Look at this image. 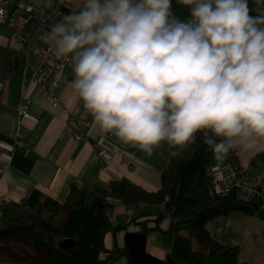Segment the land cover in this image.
Wrapping results in <instances>:
<instances>
[{
  "label": "clouds",
  "instance_id": "clouds-1",
  "mask_svg": "<svg viewBox=\"0 0 264 264\" xmlns=\"http://www.w3.org/2000/svg\"><path fill=\"white\" fill-rule=\"evenodd\" d=\"M83 0L51 26L94 121L148 153L202 134L216 153L264 137V6L249 0Z\"/></svg>",
  "mask_w": 264,
  "mask_h": 264
},
{
  "label": "crops",
  "instance_id": "crops-1",
  "mask_svg": "<svg viewBox=\"0 0 264 264\" xmlns=\"http://www.w3.org/2000/svg\"><path fill=\"white\" fill-rule=\"evenodd\" d=\"M51 5L52 2L48 6ZM82 5L83 0H69L62 15L46 25L42 44L54 46L49 38L51 26L63 16L78 12ZM171 13L180 21L190 20V8L181 5L179 0H171ZM37 27V21L31 19L25 32L33 33ZM10 32L7 23H0V81L3 83L0 89V195L5 196L0 205V219L11 215L15 206L22 204L34 190L63 202L72 183L88 185L95 190L108 187L113 180L125 179L141 186L146 194L158 190L164 169L183 146L161 142L149 155L137 145L123 142L114 132L102 129L71 84L74 79L71 57L67 58L64 71L57 77L59 104L49 103L44 98L43 85L33 80V63L15 44ZM61 108L68 110L71 119L63 117ZM77 123H80L79 127ZM98 147L112 153L104 163ZM232 149L236 155L228 159L221 157L236 167H248L252 175L260 176L262 203L252 213L230 210L216 215L208 219L205 226L222 244L238 247L241 262L264 264V137H252L245 144H234ZM92 199L89 192L88 203ZM161 211V207L150 209L117 204L111 219L115 228L126 226V229L107 233L106 247H122L125 233L139 230L132 222L134 219L136 222L154 220ZM171 222L170 216H166L158 230H149L147 252L164 258L166 250H172L178 264H187L186 251L176 245V242L183 243L173 241L164 233ZM192 248L198 250L195 245ZM217 262L222 264V261ZM108 264H127V260L115 258Z\"/></svg>",
  "mask_w": 264,
  "mask_h": 264
},
{
  "label": "trees",
  "instance_id": "trees-1",
  "mask_svg": "<svg viewBox=\"0 0 264 264\" xmlns=\"http://www.w3.org/2000/svg\"><path fill=\"white\" fill-rule=\"evenodd\" d=\"M249 6L250 15H256L264 0H249ZM201 136L197 134L172 157L161 175L160 188L149 194L125 179L113 180L108 187L95 190L72 183L63 202L32 191L11 215L0 219V264H108L121 257L126 258L127 264H178L172 250H166L165 257L159 258L146 249L149 230H158L166 216L172 222L164 233L185 245L187 264H209L203 263L199 250L225 258L228 264H247L239 260L238 247L226 246L213 238L205 223L230 210L252 213L261 205V198L242 200L231 192L211 199L204 194L207 168L216 152L203 143ZM218 154L228 159L230 150ZM89 192L93 195L91 203L87 201ZM117 204L161 207L162 211L154 220L134 219L139 230L127 231L122 247L108 249L104 243L106 234L126 229L115 228L111 219ZM184 232L185 238L181 237ZM65 238H73L75 243L60 248L58 242ZM192 245L198 250H193Z\"/></svg>",
  "mask_w": 264,
  "mask_h": 264
},
{
  "label": "built area",
  "instance_id": "built-area-1",
  "mask_svg": "<svg viewBox=\"0 0 264 264\" xmlns=\"http://www.w3.org/2000/svg\"><path fill=\"white\" fill-rule=\"evenodd\" d=\"M69 0H2L0 2V23L10 26V36L18 48L28 56L34 65V81L43 85L44 98L53 105L59 104L57 96V77L65 69L67 58H59L54 53V46L43 45L46 25L62 15V9ZM52 2L51 6H48ZM31 19L38 23L33 33L25 32V26ZM3 83L0 81V89ZM27 107L28 103L25 102ZM64 118H69V112L62 108ZM78 127L80 123H77ZM101 162L104 163L109 153L106 149L98 147ZM236 155L234 149L230 156ZM208 183L206 194L209 198L225 197L234 192L239 199L251 200L261 196L260 176L250 173L248 167H236L230 160L223 159L219 154L207 169ZM262 198V196H261ZM5 196L0 195V204ZM169 253L170 250L167 249Z\"/></svg>",
  "mask_w": 264,
  "mask_h": 264
},
{
  "label": "rangeland",
  "instance_id": "rangeland-1",
  "mask_svg": "<svg viewBox=\"0 0 264 264\" xmlns=\"http://www.w3.org/2000/svg\"><path fill=\"white\" fill-rule=\"evenodd\" d=\"M210 166V165H209ZM208 169V168H207ZM262 194V193H261ZM263 195V194H262ZM261 195V196H262ZM261 196H259L258 197V199H260L261 198ZM1 205V204H0ZM181 237H183V236H181ZM183 238H185V237H183ZM176 245H180L182 248H183V250H184V252L186 251V248H185V246H183V244H181V243H179V242H176ZM199 253H201L203 256H204V259H203V263H205V262H208V263H210V264H221V262H217V261H222V264L224 263V264H228V262L226 261V259L225 258H220V257H218V256H208L205 252H203L202 250H199ZM211 258V259H210ZM211 260V261H210Z\"/></svg>",
  "mask_w": 264,
  "mask_h": 264
},
{
  "label": "water",
  "instance_id": "water-1",
  "mask_svg": "<svg viewBox=\"0 0 264 264\" xmlns=\"http://www.w3.org/2000/svg\"><path fill=\"white\" fill-rule=\"evenodd\" d=\"M74 243H75V239L65 238V239H62L58 242V246L60 248H68V247L72 246Z\"/></svg>",
  "mask_w": 264,
  "mask_h": 264
},
{
  "label": "bare ground",
  "instance_id": "bare-ground-1",
  "mask_svg": "<svg viewBox=\"0 0 264 264\" xmlns=\"http://www.w3.org/2000/svg\"><path fill=\"white\" fill-rule=\"evenodd\" d=\"M65 109V108H64ZM61 110H62V108H61ZM61 110H60V112H61ZM68 111V110H67ZM61 114H62V112H61Z\"/></svg>",
  "mask_w": 264,
  "mask_h": 264
}]
</instances>
